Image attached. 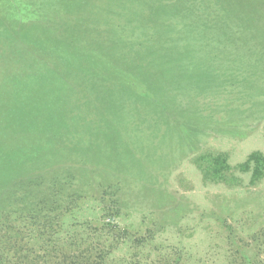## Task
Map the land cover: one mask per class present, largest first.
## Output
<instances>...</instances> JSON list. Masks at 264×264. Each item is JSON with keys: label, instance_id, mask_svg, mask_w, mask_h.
<instances>
[{"label": "rangeland", "instance_id": "rangeland-1", "mask_svg": "<svg viewBox=\"0 0 264 264\" xmlns=\"http://www.w3.org/2000/svg\"><path fill=\"white\" fill-rule=\"evenodd\" d=\"M252 152L264 0H0V264L44 262L13 228L38 218L126 229L117 261L264 264Z\"/></svg>", "mask_w": 264, "mask_h": 264}, {"label": "trees", "instance_id": "trees-1", "mask_svg": "<svg viewBox=\"0 0 264 264\" xmlns=\"http://www.w3.org/2000/svg\"><path fill=\"white\" fill-rule=\"evenodd\" d=\"M229 168L223 155L209 157L208 170L214 177L220 176L223 170ZM237 168L241 172L251 171L250 181L254 184L264 176V156L260 152H252L244 162L237 165ZM48 222L38 218L33 222L24 221L21 225H13L19 233L24 230L25 235L31 236L29 241L32 248L31 254L33 259L44 261L41 264H151L137 260L140 253L138 248L144 244L140 238H134L132 241L134 252L130 259L124 258L122 261H117L112 256L122 245L131 240L127 230L121 229L118 225L103 223L100 227L89 228L88 232L75 231L60 234L50 233ZM161 260L163 262L161 264H174L167 257ZM32 264L36 262L33 260Z\"/></svg>", "mask_w": 264, "mask_h": 264}]
</instances>
